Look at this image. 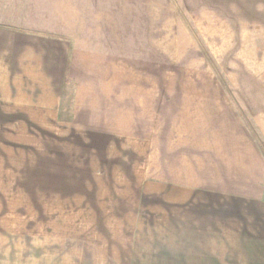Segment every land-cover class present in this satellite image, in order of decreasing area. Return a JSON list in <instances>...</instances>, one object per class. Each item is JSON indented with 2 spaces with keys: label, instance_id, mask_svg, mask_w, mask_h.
I'll return each instance as SVG.
<instances>
[{
  "label": "rangeland",
  "instance_id": "374dc122",
  "mask_svg": "<svg viewBox=\"0 0 264 264\" xmlns=\"http://www.w3.org/2000/svg\"><path fill=\"white\" fill-rule=\"evenodd\" d=\"M0 28V264L130 235L139 193L232 191L243 129L264 155V0H0Z\"/></svg>",
  "mask_w": 264,
  "mask_h": 264
},
{
  "label": "crops",
  "instance_id": "0c3cea01",
  "mask_svg": "<svg viewBox=\"0 0 264 264\" xmlns=\"http://www.w3.org/2000/svg\"><path fill=\"white\" fill-rule=\"evenodd\" d=\"M0 35L3 40L11 36L7 28H0ZM7 45L0 44V51ZM50 45L65 62L66 45L63 49ZM50 49L30 48L29 62L42 67ZM45 70L60 69H52L50 63ZM243 130L238 133L242 149L228 150L233 158L229 170H235L241 181L234 190L179 186L173 192L139 193L144 204L130 235L112 233L93 248L76 242L78 251L68 264H264V155ZM260 132L264 136V127ZM144 217H154V223L140 224Z\"/></svg>",
  "mask_w": 264,
  "mask_h": 264
}]
</instances>
